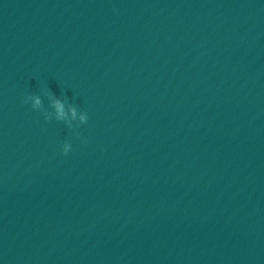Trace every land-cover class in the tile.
<instances>
[{"label":"clouds","instance_id":"9594fccd","mask_svg":"<svg viewBox=\"0 0 264 264\" xmlns=\"http://www.w3.org/2000/svg\"><path fill=\"white\" fill-rule=\"evenodd\" d=\"M114 11H116V10H114ZM30 99L33 101V103L31 104L32 110L41 111L45 122H51L54 119L57 122L66 123V124H68L69 127H71V124L66 120L65 106L61 100L51 98L52 102H51L50 107L54 111H48L44 108L43 101L39 95L27 96L22 100V103L27 104ZM69 111H71L73 117H76V115H77L76 107H74V106L70 107ZM79 120H80V124H86L88 121L87 113L82 112L79 116ZM79 125H77L76 127L78 128ZM71 148H72V145L70 143L64 142L61 145V153L63 155H68V153L71 151Z\"/></svg>","mask_w":264,"mask_h":264}]
</instances>
